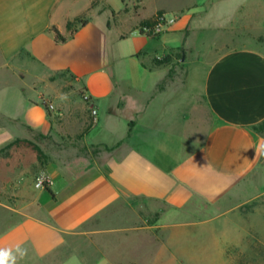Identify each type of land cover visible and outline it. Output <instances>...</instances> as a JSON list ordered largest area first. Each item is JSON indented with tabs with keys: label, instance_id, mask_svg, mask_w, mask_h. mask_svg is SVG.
Wrapping results in <instances>:
<instances>
[{
	"label": "crops",
	"instance_id": "obj_1",
	"mask_svg": "<svg viewBox=\"0 0 264 264\" xmlns=\"http://www.w3.org/2000/svg\"><path fill=\"white\" fill-rule=\"evenodd\" d=\"M82 1L0 0V148L30 134L54 136L69 112L78 124L62 130L75 132L87 155L79 165L75 146L54 150L41 170L46 188L24 182L8 189L20 198L4 205L3 264L199 261L218 241L190 229L213 219L180 221L170 213L198 202L225 206L257 165L264 52L224 41L194 58L186 40L196 31L232 32L244 2L190 0L168 15L165 5L148 9L141 0L134 23L125 25L122 0L115 8L105 0L99 11ZM87 11L86 24L70 34L67 23ZM158 12L176 19L141 34V23ZM52 27L64 42L55 41ZM175 51L183 55L176 74L154 64L153 57ZM78 95L88 107L73 114ZM143 202L158 214L152 223L138 219Z\"/></svg>",
	"mask_w": 264,
	"mask_h": 264
},
{
	"label": "rangeland",
	"instance_id": "obj_2",
	"mask_svg": "<svg viewBox=\"0 0 264 264\" xmlns=\"http://www.w3.org/2000/svg\"><path fill=\"white\" fill-rule=\"evenodd\" d=\"M104 1L92 0L90 9L99 11L102 8H107L108 4ZM140 1L122 0V10L118 19L125 25H132L140 8ZM189 1L147 0V6L148 9H152L154 4L161 3L170 9L167 10V14L170 15L174 7ZM109 2L112 8L119 5V0H109ZM243 2V8L235 14L236 19L232 32L205 30L196 31L188 36L186 45L192 46L195 50L194 58L198 57L199 52L206 51L209 45H219L224 41L234 46L243 43L264 52V0H243ZM82 3V0L77 2V4ZM90 15V11H87L77 19L78 21L88 19ZM159 16L156 14L147 21L149 22L148 26H140V29H152L158 24ZM76 27H79L78 23L72 24L71 30ZM175 42L178 44L177 40ZM182 57L180 51L168 52L160 57H153V62L157 65L167 64L170 67L169 73L176 74L180 71L179 60ZM85 100V97L75 98L70 102V111L75 114L77 111L87 109L88 106L84 104ZM66 115H69V112ZM66 115L61 116V120L57 121L59 129L54 136L43 137L30 134L27 138H16L4 148H0V203H2V205L0 204V221L4 222L10 213L4 205L13 206L16 204V199L20 198L19 195H16L17 192H14L15 194L9 192L15 184L25 182L32 189H38L34 185L35 179L37 176L43 175L41 170L51 159L50 152L54 150L62 152L64 149L69 151L72 150V146H75L80 152L76 159L78 164L81 165L82 159L86 158L87 155L77 142L78 135L70 129L62 130L68 123L72 129V124L77 123L76 120H68ZM255 130L264 138V122L257 125ZM99 151L98 147H94L90 152L95 155ZM79 171L80 169L75 170L73 174H77ZM25 173L31 175L23 176ZM152 206L151 203L138 204V219L147 223L157 220L158 214H153L149 210ZM188 208L189 211L177 212L174 215L170 213V215L174 216L173 219L180 221L200 222L213 219L197 229L193 227L190 231L191 234L194 232V235H196V231H201V234L210 235L211 240H216L218 243L211 244L209 250L201 251L199 261L184 258L177 261L169 260L168 264H264V150L257 165L242 182L239 192H236L225 206H220L215 210L198 202ZM213 247L218 248L216 250Z\"/></svg>",
	"mask_w": 264,
	"mask_h": 264
},
{
	"label": "built area",
	"instance_id": "obj_3",
	"mask_svg": "<svg viewBox=\"0 0 264 264\" xmlns=\"http://www.w3.org/2000/svg\"><path fill=\"white\" fill-rule=\"evenodd\" d=\"M176 19V17L174 16L170 21H166L164 15H161L159 16V22L157 25H155L152 29H149V28H141L139 30H142L143 33L145 34H154V33H157L158 31H160L161 27L162 26H166L168 24H171L172 22H174ZM86 99V97H85ZM49 109L50 110H53V106H49ZM91 114L93 116H95L96 112L94 109L91 110ZM49 184V180H48V177L46 175H39L36 177L35 179V187L38 188V189H44L48 186Z\"/></svg>",
	"mask_w": 264,
	"mask_h": 264
},
{
	"label": "trees",
	"instance_id": "obj_4",
	"mask_svg": "<svg viewBox=\"0 0 264 264\" xmlns=\"http://www.w3.org/2000/svg\"><path fill=\"white\" fill-rule=\"evenodd\" d=\"M160 14H162L161 12H158L157 13V16H159ZM86 22H87V19H82V20H80V21H78V19L76 18V19H74L73 21H69L68 23H67V28H68V30L70 31V34H72L75 30H76V28H74V29H72L71 30V25L73 24H75V23H78L79 24V26H83V25H85L86 24ZM148 24H149V22H147V21H144V22H142L141 23V27L142 26H148ZM52 32L54 33V39H55V41L56 42H64L65 41V37H63L60 33H59V31L55 28V27H52ZM140 32H141V34H143V31L142 30H140Z\"/></svg>",
	"mask_w": 264,
	"mask_h": 264
},
{
	"label": "snow or ice",
	"instance_id": "obj_5",
	"mask_svg": "<svg viewBox=\"0 0 264 264\" xmlns=\"http://www.w3.org/2000/svg\"><path fill=\"white\" fill-rule=\"evenodd\" d=\"M4 254L0 253V264H3Z\"/></svg>",
	"mask_w": 264,
	"mask_h": 264
}]
</instances>
